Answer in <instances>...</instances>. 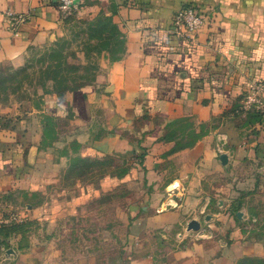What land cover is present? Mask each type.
<instances>
[{"label":"crops","instance_id":"0c3cea01","mask_svg":"<svg viewBox=\"0 0 264 264\" xmlns=\"http://www.w3.org/2000/svg\"><path fill=\"white\" fill-rule=\"evenodd\" d=\"M186 4L203 17L193 38L172 30L173 12ZM7 9L27 14L15 30ZM79 9L92 16L105 9L123 37L120 54L102 49L89 83L45 93L39 104L0 96V195L46 192L62 177L67 156L54 151L61 140L43 143L50 115L91 154L124 163L130 186L138 180L128 208L141 236L133 234L118 264L263 257L261 243L240 233L227 205L221 209L223 198L212 208L207 182L224 172L220 185L229 191L232 179L256 178L231 169L264 163V117L249 116L241 103L249 81L264 83V0H80ZM61 23L56 0H0V71L21 65L29 46L51 40ZM193 218L199 227L187 229ZM222 218L219 234L212 228ZM33 251L0 227V264H34Z\"/></svg>","mask_w":264,"mask_h":264},{"label":"rangeland","instance_id":"374dc122","mask_svg":"<svg viewBox=\"0 0 264 264\" xmlns=\"http://www.w3.org/2000/svg\"><path fill=\"white\" fill-rule=\"evenodd\" d=\"M61 18V27L51 40L30 45L21 65L0 71V96L5 98L16 93L20 99L29 97L39 104L45 93L57 95L89 83L98 66L97 54L102 49L111 50L112 56L120 54L123 37L105 9L92 16L81 13L78 8ZM45 120L43 143L61 140L62 144L63 141L62 145L56 144L54 151L67 156V166L60 180L46 192L9 191L0 195L4 216L16 213L20 218L1 222L3 234L15 233L21 248L33 247L34 264H118L132 246L129 239L141 236L140 227L133 224L134 215L128 208L138 180L137 185L130 186L123 178L124 163L91 154L85 144L73 137L68 139L70 130L65 120L50 115H45ZM247 172L256 178L232 179L229 191H224L220 183L225 174L214 171L207 182L211 206L218 207V198H223L220 207L227 205L230 219L235 220L240 233L264 247V163H243L230 171L231 176ZM108 174L116 175V180H105ZM29 205L35 212H29ZM234 211H239L240 217ZM199 218L204 222L203 215ZM222 220H216L212 228L216 233L226 231ZM187 229L195 228L187 226ZM156 233L152 235L158 239ZM175 242L172 238L171 245ZM9 245L17 246L11 242ZM241 264H264V260H243Z\"/></svg>","mask_w":264,"mask_h":264},{"label":"built area","instance_id":"2783aa9c","mask_svg":"<svg viewBox=\"0 0 264 264\" xmlns=\"http://www.w3.org/2000/svg\"><path fill=\"white\" fill-rule=\"evenodd\" d=\"M57 7L60 10L61 16L74 12L79 8L80 0H56ZM5 17L12 30H15L20 22L27 18V14L22 11L7 9ZM203 17L193 5H183L177 8L171 16L172 30L176 33L186 35L193 38L195 33L202 25ZM264 83L260 81H249L247 88L242 94L241 103L245 108L264 111ZM4 208L0 207V223L9 220H18L19 215L13 213L12 215L4 216Z\"/></svg>","mask_w":264,"mask_h":264},{"label":"trees","instance_id":"16d2710c","mask_svg":"<svg viewBox=\"0 0 264 264\" xmlns=\"http://www.w3.org/2000/svg\"><path fill=\"white\" fill-rule=\"evenodd\" d=\"M78 87V86H77ZM248 114L249 116H254L256 118H262L264 117V111H258V110H255V109H248ZM236 212V211H234ZM245 260V261H262L264 260V257H260V256H245L241 259H239V261L237 262V264H241V262Z\"/></svg>","mask_w":264,"mask_h":264},{"label":"water","instance_id":"95a60500","mask_svg":"<svg viewBox=\"0 0 264 264\" xmlns=\"http://www.w3.org/2000/svg\"><path fill=\"white\" fill-rule=\"evenodd\" d=\"M222 159H225L224 155H221ZM238 214H240V212H238ZM189 228H198L199 227V221L195 218L190 219L187 225Z\"/></svg>","mask_w":264,"mask_h":264}]
</instances>
